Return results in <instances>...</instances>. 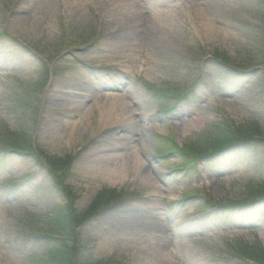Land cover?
Listing matches in <instances>:
<instances>
[{
  "label": "rangeland",
  "instance_id": "rangeland-1",
  "mask_svg": "<svg viewBox=\"0 0 264 264\" xmlns=\"http://www.w3.org/2000/svg\"><path fill=\"white\" fill-rule=\"evenodd\" d=\"M156 1L164 21L141 29H166L152 28V47L137 35L125 57L108 39L139 23L116 0L79 12L68 0H0V264H155L163 236L146 226L158 219L174 238L163 264H264V0H199L203 11ZM119 74L118 93L141 97L138 157L98 162L116 127L76 112L78 133L65 134L54 117L75 116L53 113L47 96L62 83L90 91L98 75L99 104ZM118 165L124 177L109 176Z\"/></svg>",
  "mask_w": 264,
  "mask_h": 264
},
{
  "label": "bare ground",
  "instance_id": "bare-ground-1",
  "mask_svg": "<svg viewBox=\"0 0 264 264\" xmlns=\"http://www.w3.org/2000/svg\"><path fill=\"white\" fill-rule=\"evenodd\" d=\"M51 1L53 2V0H50V3ZM68 1L71 3L70 8L74 12L76 11L79 12L84 2V0H68ZM116 1H117V4H122L123 8L127 10L129 9L130 10L129 14L135 15V12H136V16L138 18L137 22L139 24L137 26L138 29L133 27V30L129 29V31L124 30L122 32L121 28H119L118 31L112 34L108 39L109 41H112V43L107 42V46H109V49L111 48L112 50H117L120 53H123L125 57H129V56L131 57L134 54V53L132 54V52H134V47H135L134 44L137 40L136 39L137 35H139L140 37L142 36L144 39L148 40L150 42L149 43L150 45L148 46L152 47L154 45V41L151 40V38L155 36L156 34L152 30V28L158 27L157 28L158 34L162 32L163 30H165L166 28H164V25H162V23H159L160 27H159V24L155 26L149 25L147 34L144 35L141 29V24L143 22L145 23L147 22L148 16H153V19L155 18V20H158L160 22L164 21V18H163L164 13L162 12V8L166 6L165 3L157 2L156 0L155 1L149 0L151 2V5L152 6L154 5L153 7H150L149 11L151 12L149 13L145 9L143 10L141 9L142 7L140 6H144L141 0H116ZM189 3H191V6L189 5L190 8L191 7L195 8V6H197V8L201 9V6H203L202 3H199V0H190ZM201 11L203 10L201 9ZM20 12L21 11H18V13ZM146 12L149 13V15H147ZM164 32L167 33V31H164ZM133 62H134V59L132 60V63ZM25 64L28 65V66L26 65L28 68L29 66L32 67V65H30L32 64V60L26 61ZM102 78H104V76L100 77L99 81L93 82V84L96 86H94L93 88H90V91L86 89L85 91L87 92L79 90L78 87L74 88V86H71L69 83L68 84L62 83L56 86L57 82H55V85H53V87L56 86L55 90L51 91L52 94H49L47 96L46 105L53 109L52 110L53 113H56V111L60 109H61L60 112H64L66 108H71L70 111L75 117L73 118L74 120L73 119L70 120L67 118H59L58 116H55L52 122H56V124L55 126L53 124L51 126L55 128L61 127V129L65 130L64 131L65 134L70 133L71 135L75 137L78 133V130L83 120L81 117L80 118L76 117V114H77L76 112L81 113V114L85 113L86 115H90L91 117L94 111H97V112L100 111L99 126L103 129H105L106 127L115 126L116 130L119 132L117 134H113V137L111 138L112 141H109V143H107L108 145L106 144L104 145L106 146V148L102 146L105 149L104 148H102V150L100 149L99 151L101 152H97L96 154H93L94 156L93 155L92 156L98 157L99 158L97 159L98 162L100 159L101 160L104 159L102 157H110L106 159L107 163L112 162V159H117V160H120L121 162V160H126V157H138V153H137L138 149L136 145H138L139 142L135 138V136H132V135L136 134V132L138 131L137 128L139 127V121L134 116V112H136L135 111L136 108H134L135 106H132V103L133 104L139 103L137 101H139L141 97L140 96L136 97L135 94L131 95L130 93L132 92L130 90H126L123 94L118 93V91L120 90L119 86L124 83L123 80L125 79L124 74H119L117 78L118 80H115L114 82H110L111 77L107 78V81H106V84H107L106 91L107 92L100 94L101 96L100 103L93 104V105L89 104L91 97H93L90 94V92L95 94L101 91L100 89L102 88L103 85L100 82L102 81ZM85 83H86V86H89L91 81H86ZM222 87H223V89H221L222 94L231 93L228 91V89H226L227 87L225 85H222ZM77 91H80L81 93H78ZM77 93L79 95H76ZM68 95H74V96L76 95L74 97L76 99L74 101H67L66 96ZM98 147L99 146H96V148H93V150L95 149V151H98L97 150ZM140 165L144 169L145 174L146 173L148 174V172H150L148 168H144V164L142 160L140 161ZM90 168H92V166ZM124 171L126 170L123 169L122 173H120L121 168L118 165L115 169H111L110 171H107V172H111L109 176L111 177L119 176L118 179H120L124 177V173H125ZM218 173H220L221 175L227 174V172L222 171V169H220L219 167H218ZM147 174H146V177H147L146 179H148ZM158 190H159V187L154 189L150 195L154 197L155 200L158 199L159 194H160ZM151 221L153 222V224H151V226L147 225L146 228H155L154 230L157 229L158 233L161 234L160 236L161 237L163 236L161 238V242L160 241L153 242L151 246V249L153 250V255L155 257V264H163L164 262L163 259L167 256V253H166L167 249L171 250L174 245V238L167 237L166 235H164V232H163L164 225L162 223L163 220L158 219L156 222L153 220Z\"/></svg>",
  "mask_w": 264,
  "mask_h": 264
},
{
  "label": "trees",
  "instance_id": "trees-1",
  "mask_svg": "<svg viewBox=\"0 0 264 264\" xmlns=\"http://www.w3.org/2000/svg\"><path fill=\"white\" fill-rule=\"evenodd\" d=\"M239 133V132H238ZM226 135L228 136L229 135V137L231 136L230 134H228V133H226ZM225 138H223V140H224ZM228 141V140H227ZM264 191H258L257 192V196H264V193H263Z\"/></svg>",
  "mask_w": 264,
  "mask_h": 264
}]
</instances>
